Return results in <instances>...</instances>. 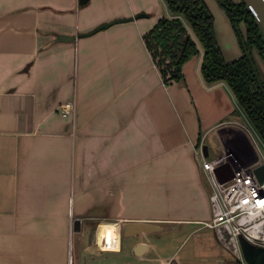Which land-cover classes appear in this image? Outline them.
<instances>
[{"label": "crops", "instance_id": "crops-1", "mask_svg": "<svg viewBox=\"0 0 264 264\" xmlns=\"http://www.w3.org/2000/svg\"><path fill=\"white\" fill-rule=\"evenodd\" d=\"M205 1L225 59H240L227 12ZM164 16L165 0H0V264L141 258L153 246L122 238L119 251L109 239L121 236L97 241L112 256L83 254L79 243L75 255V221L121 223L122 237L123 224L157 227L142 234L201 224L213 218V187L200 149L248 166L258 158L229 85L205 82L203 52L184 80L163 82L143 37ZM67 102L75 112L63 116ZM140 244L148 250L138 256Z\"/></svg>", "mask_w": 264, "mask_h": 264}, {"label": "trees", "instance_id": "trees-1", "mask_svg": "<svg viewBox=\"0 0 264 264\" xmlns=\"http://www.w3.org/2000/svg\"><path fill=\"white\" fill-rule=\"evenodd\" d=\"M218 1L227 12L243 50L257 49L264 60V35L247 4L243 0ZM165 2L171 17H162L143 37L163 82L170 85L184 80V65L203 52L201 73L205 82L227 83L264 141V93L246 55L232 62L225 59L216 34L215 16L205 0ZM242 23L246 25V36L240 29Z\"/></svg>", "mask_w": 264, "mask_h": 264}, {"label": "built area", "instance_id": "built-area-1", "mask_svg": "<svg viewBox=\"0 0 264 264\" xmlns=\"http://www.w3.org/2000/svg\"><path fill=\"white\" fill-rule=\"evenodd\" d=\"M61 112L63 116H70L75 112V104H63ZM244 130L258 154V164H263V141L254 127L244 126ZM198 156L202 158V167L213 187V218L204 224L218 230L219 240L233 255V264H249L240 236L264 247V184L253 171L255 165L242 164L232 152L225 151L210 159L201 149Z\"/></svg>", "mask_w": 264, "mask_h": 264}, {"label": "rangeland", "instance_id": "rangeland-1", "mask_svg": "<svg viewBox=\"0 0 264 264\" xmlns=\"http://www.w3.org/2000/svg\"><path fill=\"white\" fill-rule=\"evenodd\" d=\"M234 1L240 2V0ZM240 29L246 36L247 30L244 23L241 24ZM254 57L257 59V65L259 64L258 68L264 69V60L257 49H254ZM259 138L263 141L261 136ZM261 147L264 153V141L261 142ZM200 223L192 225L158 223L161 227H159V232L132 236L124 235L123 242L126 248L128 240H134L136 243L147 240L153 248L141 258L132 255L128 257L125 253L119 254L117 256L122 258L119 264H166L165 261L172 256L171 264H233V255L219 240L218 230L207 227L204 222ZM98 228L96 222L90 221L85 224L80 232H74L78 241L75 240L72 249L75 255H77L79 243V252L83 251V254H94L98 257L102 255L112 256L111 253H105L98 246ZM126 231H131V227L128 226ZM121 237L120 239H109L110 244H117L118 241L121 243Z\"/></svg>", "mask_w": 264, "mask_h": 264}, {"label": "water", "instance_id": "water-1", "mask_svg": "<svg viewBox=\"0 0 264 264\" xmlns=\"http://www.w3.org/2000/svg\"><path fill=\"white\" fill-rule=\"evenodd\" d=\"M90 0H80V5L87 4ZM249 10L253 13L255 16L257 23L259 24L262 33L264 35V0H243ZM140 17V16H138ZM121 22H124L126 20H120ZM112 23L104 24L100 27H98L95 32H98L100 30L106 29L110 27ZM76 37L73 38H68V37H62L61 39L68 40V39H75ZM244 54L252 64V68L254 70V74L259 82V86L264 93V78L262 77V74L260 72V69L258 68V65L255 63V57H254V50L253 49H247L244 48ZM207 148H205V156H208ZM259 158L256 159V161L253 163L254 166V173L259 179V181L264 184V163L263 164H258ZM75 232H80L81 231V220L77 219L75 221ZM128 226H132L135 229H132L131 231H126V228ZM157 229V227L153 224H146V223H135V224H123L122 230L124 232V235L132 236L136 234H141L144 232H149ZM240 243L242 246V250L244 253V256L249 264H264V247L259 246L257 244H254L250 242L245 236L241 235L240 236ZM148 246L145 244H140L136 248V253L137 255H143V253L147 252Z\"/></svg>", "mask_w": 264, "mask_h": 264}, {"label": "bare ground", "instance_id": "bare-ground-1", "mask_svg": "<svg viewBox=\"0 0 264 264\" xmlns=\"http://www.w3.org/2000/svg\"><path fill=\"white\" fill-rule=\"evenodd\" d=\"M98 241L103 244V241L107 237H119L122 236L121 224L117 222L104 221L98 228ZM99 244V245H100ZM102 248V247H101Z\"/></svg>", "mask_w": 264, "mask_h": 264}, {"label": "flooded vegetation", "instance_id": "flooded-vegetation-1", "mask_svg": "<svg viewBox=\"0 0 264 264\" xmlns=\"http://www.w3.org/2000/svg\"><path fill=\"white\" fill-rule=\"evenodd\" d=\"M256 60V59H255ZM257 63V62H256ZM122 238L123 237H121V249L119 250V251H121L122 250ZM99 245V244H98ZM99 247L101 248V246L99 245ZM102 250H104L103 248H101ZM118 252V251H117Z\"/></svg>", "mask_w": 264, "mask_h": 264}]
</instances>
